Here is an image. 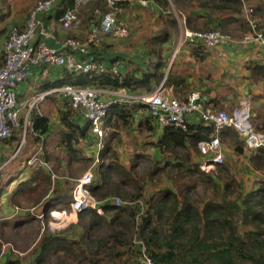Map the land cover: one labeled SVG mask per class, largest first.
<instances>
[{"label":"trees","instance_id":"1","mask_svg":"<svg viewBox=\"0 0 264 264\" xmlns=\"http://www.w3.org/2000/svg\"><path fill=\"white\" fill-rule=\"evenodd\" d=\"M74 1L55 0L49 18L57 21L66 9L73 6ZM149 1L146 9L151 12L152 18L145 17L142 13L143 7L138 2L133 5L130 0L118 1L114 8L108 7L106 0H89L79 10L81 27L83 26L85 30L89 25L99 22L95 10L100 13L114 11L115 18L122 21L130 18L131 14L135 17L134 23L128 24L125 21L130 34L124 38V41L128 38L141 37L143 54L125 61L128 57L127 51H125L126 43H123L121 49L115 46L123 39H112L105 36L103 40V47H107L105 50H108L106 62H116L119 68L118 75L76 73L63 67L47 66L48 74L41 77V71L46 67L43 65L36 69L40 80L29 94L56 88L63 84L110 89L123 87L128 92L142 94L151 92L164 81L165 85L173 87L174 97L186 99L191 92L199 91L200 98L205 104L218 109L219 99L207 97L208 90L202 88L189 90L188 88V82L192 76L191 62L196 63V57L205 59L210 50L200 41L187 40L184 41L172 61L173 53L171 55L170 50L175 30L179 25H183V27L197 31L217 29L240 37L248 31V27L241 21L243 2H252L254 13L263 18L264 0H175L173 6L177 16L174 15L168 0ZM181 5L184 6L181 7ZM83 10L85 11L84 18H82ZM261 18L258 28L264 33V22L261 21ZM147 26L150 27L148 33L143 32L136 36L133 34L132 29L141 31ZM78 31L79 33L71 31L67 35L74 38L83 37L84 33ZM3 32V30L0 31V35ZM2 44L3 40L0 42V62L3 60ZM109 48H113L115 52H111ZM260 48L264 50L263 47L260 46ZM90 52L101 59L105 51L90 48ZM103 60L105 59L103 58ZM248 64H245V68L249 70L250 77L264 80V63L250 61ZM179 66L182 68L178 70ZM22 83L30 85V77L25 78L20 84ZM178 90H184L186 94L184 93V96L176 95ZM57 97L59 98L57 94L48 95L46 101L56 105L58 104ZM139 109L144 112L146 105L122 102L110 105L103 120L104 127L114 128L109 132V136L118 134L121 129L137 130L136 139L140 134L155 135V139L149 140V144L162 158L154 161L156 164L149 170L147 177L149 179L161 178V174L166 173L165 178L173 180L175 186L165 187L150 194L145 199V206L141 201L143 208L140 203L133 201L131 204L114 205L110 199L114 195L126 200L127 192H123L121 183L131 185L136 194L142 196L140 190L146 183L138 182L137 179H143V177L136 178L134 171H136L137 154L143 153H135L133 158H128L129 168H127L124 163L121 164L118 161L119 153L113 151L111 141L108 140L111 137H105L104 147L98 153L100 162L93 171L92 182L88 185V190L94 197L99 200L108 199L102 204L104 214H98L91 207L78 212L81 233L75 239L66 235L65 231L43 232L36 243L38 252L35 253L31 264H50V258L58 252H63L68 259H71L69 255L72 254L77 264H116L115 260L122 259L123 254L128 251L133 253L135 264L138 250L137 246L132 243L134 236L145 242L147 251L155 262L169 264H264V178H256L257 176L252 178L253 174L256 175L253 169L264 171V147L258 148L248 155L247 161L253 169L246 168L243 164L242 167L236 168L237 172L239 170L238 177L232 171L230 162L227 163L230 167L221 164L216 166L214 173L205 172L199 168V163L205 156L198 151L197 143L214 135L212 123L204 122L198 115H192L187 117L185 129L167 125L156 133L155 129L159 127L149 113L139 116L138 120L134 119L133 112ZM50 111L48 109L46 113L41 114L35 109L31 111V124L26 130L27 142L22 144L17 154L13 156L15 161L22 160L24 172L30 171L29 176L18 180L21 172L17 170L8 172V174L7 171L0 174V203L2 201L7 205L19 204L17 198H22L25 195L29 198L31 195H35L34 199L38 202L45 188L47 189L48 184H51L50 172L44 165L30 168L26 163L35 150L34 148L29 152L26 145L33 143L37 145L40 136L45 135L40 155L45 161H54V164L58 166L61 163L60 160L63 159L60 156V151H64V161L68 163H91L94 160L95 155L86 156L81 150L83 142L88 143V147L93 149L92 154H95L97 149V141L93 139L90 122L72 112L66 101H63L62 105L58 107L59 123L53 128L51 127ZM257 129L264 131V124ZM21 132L22 126L13 128L11 134L1 142L6 146L10 144L13 151L20 143ZM50 137L56 143V147L60 149L57 154H53L46 147ZM225 138L231 139L233 152L241 157L243 163L248 153L243 138L232 127H225L219 132L220 144L224 142ZM180 150L186 151L184 157L179 156ZM2 154L4 156L0 155V165L7 161L6 153ZM243 168L250 170L251 182L248 184L241 180ZM113 173L118 176L119 182L113 179ZM63 179L55 180L54 185L59 182L60 186L54 189L51 196L43 195L44 201L41 202L40 208L36 207L33 213H27L23 218L17 217V220H14V225L26 224L33 219L39 220L38 214L42 212L44 216H47L55 206L69 208L74 182L65 177ZM13 182L16 183L10 187ZM198 183L212 188L214 192H219V195L214 197L207 195L202 199L192 196L193 199H191L190 194ZM250 184H253L254 187H251ZM61 186L62 188H60ZM3 195H6L4 200H2ZM103 229L105 231H102ZM132 262L131 264H133ZM2 264H19V261L7 259Z\"/></svg>","mask_w":264,"mask_h":264},{"label":"built area","instance_id":"2","mask_svg":"<svg viewBox=\"0 0 264 264\" xmlns=\"http://www.w3.org/2000/svg\"><path fill=\"white\" fill-rule=\"evenodd\" d=\"M54 1L39 0L30 11L25 26L19 28L12 25L8 29L6 37L3 38V60L0 62V141L6 139L13 128L22 126L21 140L18 145V149H20L25 142L27 127L31 124V111L35 109L41 114L40 107L45 103L47 96L57 94L62 99L61 101H66L72 112L90 122L91 131L98 138L99 144L98 152L94 158L96 164L99 150L103 147L104 117L108 107L119 102L145 104L146 110L159 128L173 125L185 129L187 117L192 115H198L204 122L212 123L214 135L197 143L198 151L205 156L199 167L206 172L223 163L224 157L219 132L225 127H232L236 130L238 135L243 138L249 153L264 147V131L256 129L253 125L251 105L247 98L239 100L232 110L215 109L201 100L199 91L191 92L186 99L171 96V91H165L164 81L151 92L142 94L128 92L123 87L110 89L98 86L63 84L56 88L35 92L20 100L15 91L18 84L29 77L34 68L43 65L46 67L41 71V77L48 74L47 66L63 67L76 73L119 74L116 62L107 63L97 58L90 52V48L93 49L98 45L103 36L112 39L128 37V25L122 20H117L114 11L100 13L99 22L95 28L88 31L83 37H66L58 46H51L48 39L54 37L53 32L47 28L39 15L49 12ZM88 1L75 0L73 6L62 13L59 22L63 29H77L80 26L79 10ZM118 1L122 0H106L110 8H114ZM242 12L248 31L238 38H233L229 33L217 29L197 31L185 27L180 34L179 41H200L207 49H214L226 42L238 44L255 42L264 48V33L258 28L259 19L254 14L253 7L243 2ZM43 142L44 138L40 136L33 154L26 163L30 168L44 165L50 172L51 183H54L58 175L51 169L52 165L40 156ZM5 164L6 162L1 164L0 169ZM72 180L74 186L71 190L72 199L69 203V214H77L89 207L95 209L100 215L104 214L102 204L108 199L99 200L88 190V185L93 180V171L87 170L80 177ZM110 199L116 206L132 203V201H127L116 195ZM136 202L140 203L141 208H143L140 200ZM63 213L66 212L63 211ZM37 216L40 218L42 214ZM132 242L138 250L135 264H169L167 262H155L150 257L143 240L134 236Z\"/></svg>","mask_w":264,"mask_h":264},{"label":"rangeland","instance_id":"3","mask_svg":"<svg viewBox=\"0 0 264 264\" xmlns=\"http://www.w3.org/2000/svg\"><path fill=\"white\" fill-rule=\"evenodd\" d=\"M4 1V2H3ZM23 1H29L30 3L34 4V5H30V3L28 4H24V5H17L18 3H16V0H0V28H2V30L5 31L7 29H9V27L14 24V22L19 19L24 17L27 18V16L29 15L30 11L33 9V7L35 6V4L39 1V0H23ZM174 1L172 0V3L174 5ZM244 3H246L247 5H251L253 7V3L252 2H247L244 1ZM171 5L174 15L177 16V12L176 10H174V6ZM184 5H181V7ZM146 9L147 7L144 6ZM254 9V8H253ZM145 11V10H144ZM146 12H149L148 9H146ZM255 14V13H254ZM241 21H243L245 23L244 17H243V12L241 10ZM258 18H259V24H260V18L261 16L258 14H255ZM179 20V19H178ZM261 21L264 22V17L261 18ZM180 22V21H179ZM181 23V22H180ZM246 25V23H245ZM247 26V25H246ZM148 27H145L141 32H145L146 29ZM185 27H183V25H179L178 29L175 30V35L173 37V41H172V45H171V50L170 53L173 55L172 57V61L174 60L175 56L177 55V53L179 52V49L182 47V44L184 43L183 41H179L180 39V34L182 33L183 29ZM129 30V27H128ZM129 34H130V30H129ZM233 38H238L236 35L234 34H230ZM136 36V35H135ZM134 36V37H135ZM101 40H104V36L101 37ZM123 41V42H122ZM120 42H117L115 44V46L119 47H123V43H126L127 45V49H125V51H127V59L125 61L130 60V58H135L138 57V55H140L141 53L143 54L144 49L143 47H141V37L139 38H135V39H131L128 38L124 41V39ZM102 42V41H100ZM111 52H115V50L113 48L110 49ZM124 61V62H125ZM165 87V91L168 90V92H170L173 87L170 85H165L163 84ZM101 88H105V87H101ZM149 93V92H147ZM172 96V95H171ZM174 97V96H173ZM58 105H52L51 103H43L40 107V111L42 113H44V110H47L48 108H52V112H51V117H53V120L51 121V127H56L58 125V120L56 118V116L60 115V112L58 111ZM251 121L254 125V120L251 116ZM104 126V124H103ZM111 130H105L104 129V137H103V147H104V138H109L108 140L111 141L112 147H113V151H115L116 153H119L118 155V161L122 164L124 163L127 168H129V163H126L125 160L126 158L130 159L133 158V155L135 153H143V154H137V158L135 159V161L137 162L136 164V171H134V176L137 177H143V179H137L138 182H145L146 184H144V188L142 189L141 187V195L139 196L136 194V191L134 189V187H132L131 185H125L121 183V186L123 188V192H127L126 195V200L127 201H134L136 202L137 200L143 201L144 206H145V199L152 194L153 192L165 188V187H174L175 185L173 184V180H168L165 178L166 173H162L161 174V178H154V179H149L147 177V173L149 172V170L153 167L154 164H156V162H154L156 159H160L162 158L161 156H158V153L156 154V150L154 148L151 147V145H140L135 137L136 135V130L132 129V130H128L126 131V129H121V136L120 133H116L113 136H109V132ZM123 133V134H122ZM150 140H153L150 139ZM27 142V138L25 140V142L23 143V145ZM88 143L83 142L81 143L83 149H81L83 151V154H85L86 156L89 155H95L96 154H92V148L88 147L87 145ZM98 141H97V148H98ZM36 144H27L26 145V149L30 152L33 151V149L35 148ZM102 147V148H103ZM226 148V147H225ZM146 152V153H145ZM225 152V149H224ZM145 153V154H144ZM179 156H183L185 155L186 151L180 150L179 152ZM226 154L228 153L227 149H226ZM252 153V152H251ZM1 155H3L1 153ZM7 155V153H6ZM192 155V154H191ZM4 156V155H3ZM124 156V157H122ZM94 157V156H91ZM94 157V158H95ZM125 159V160H124ZM5 160V159H4ZM192 160V159H191ZM100 161H98V163H94V160L91 163H85V162H75L72 163L70 167L63 169V171H60L58 168V172L60 173H56L53 168L51 167V169L57 174L60 175V179L64 180L63 178L65 177L66 179H68L69 181L73 182V178H77L80 177L85 171L87 170H91L94 171L96 166L99 164ZM105 162V160H104ZM230 162V159L227 158L225 160H223V165H227V163ZM7 163V161H6ZM22 164V160H17L14 163H11L9 165H5L3 168L0 169V174L6 173L8 172H14L18 169L19 165ZM237 165L239 163H236ZM14 165H17V169L14 168ZM24 165V163L22 164ZM221 165V164H220ZM232 166L235 168L234 164H232ZM230 167V166H228ZM238 167H241V165L239 164ZM200 168V167H199ZM232 168V167H231ZM201 169V168H200ZM216 166L214 167V169H212L211 171L208 172H215ZM233 169V168H232ZM202 170V169H201ZM19 171V170H17ZM28 171V170H27ZM205 171V170H203ZM232 171H234L236 177H238L239 175V170L237 172V169H233ZM24 172V170H23ZM206 172V171H205ZM28 173V172H27ZM30 173V171H29ZM112 177L115 181L119 182V178L118 176L113 173ZM61 180V181H62ZM51 181V178H50ZM56 182V181H55ZM54 183H49L48 184V188L43 191V194L41 195V199L37 202L35 201L34 197L36 198L35 195H31L30 198L28 196H23L22 198L18 197V201L19 204H12V205H7L6 203H0V264H2L5 260H18L19 264H31L33 262V259L35 257V253L38 252V250H36V243L38 242V240L40 239V237L42 236L43 232L48 231V232H61L62 230L66 231L67 235H73V232H71L72 228H71V223L69 221L70 217H69V208L66 207H60V206H55L53 207L47 214V216L41 212L40 214H42V217L38 219H33L29 222H27L26 224H21V225H14V220L17 217L23 218L27 215V213H33L35 211V208H40V205H42V201H44V196H51L54 192V189H57L58 186H60V184H55ZM139 185H141L140 183H138ZM44 185V182L42 183V187ZM11 187V186H10ZM41 188V187H40ZM62 188V186L60 187ZM59 188V189H60ZM196 192V194H195ZM219 192H214L212 190V188H207L204 185L198 183L195 186V190L192 192L191 195V199L192 196H197L199 199L205 198L207 195L209 197H214L215 195H217ZM45 194V195H44ZM44 195V196H43ZM219 195V194H218ZM43 196V197H42ZM118 196V195H116ZM6 197V195H3L2 200H4ZM120 197V196H119ZM122 198V197H121ZM5 204V205H4ZM63 211H65L66 213H63ZM17 220V219H16ZM20 221V219H18ZM87 221V218H86ZM75 223L77 225H79L78 222V217L76 218ZM80 226V225H79ZM80 228V227H79ZM81 230V228H80ZM102 231H105L104 229ZM133 243V242H132ZM68 259L66 257L65 254H63V252H58L56 255L52 256L50 258V264H77L76 260H74L72 254L69 255ZM134 255L133 253L130 251L125 252L122 256V259L118 258V262L116 264H131V261H133L132 263L134 264ZM111 264V263H110Z\"/></svg>","mask_w":264,"mask_h":264},{"label":"crops","instance_id":"4","mask_svg":"<svg viewBox=\"0 0 264 264\" xmlns=\"http://www.w3.org/2000/svg\"><path fill=\"white\" fill-rule=\"evenodd\" d=\"M130 1L133 5L135 4V2H138L143 8H145L144 6H147V4L150 2L149 0H130ZM168 2L170 5H173L172 0H168ZM16 3H18L17 5H24V4H28L30 2L29 1H23V0H16ZM30 5H34V4L30 3ZM157 8H159V7H157ZM52 9L49 12L40 13V16H39L42 19V21L45 23L47 28L53 32L54 37L48 39V43L51 46H58L62 42L63 38L69 37L67 34L71 31H75V32L79 33L78 30H80V33H84V35H85L88 31L93 30L95 28V26L97 25V24H95V25L91 24L88 26V29H86V30H85V28H83V26L81 27V24L77 29H63L60 25L59 18L57 21H54L53 19L49 18V15L52 14ZM95 13H97V17L99 18L100 17V11L95 10ZM142 13L145 17L152 18L151 12H146V10L145 11L143 10ZM84 14H85V11L83 10L82 18H84ZM47 18H49L48 21H46ZM26 19L27 18L24 19V17L19 18L12 25H16L19 28H23L25 26ZM80 20H81V18H80ZM125 21L128 22V24L134 23L135 17L131 14L130 18H128ZM147 27L148 28L145 31L146 33H148L150 31V27L149 26H147ZM132 30H133V34H135V35H138L140 33V31H136L134 29H132ZM0 31H2V28H0ZM7 32H8V29L6 31L4 29V32L2 33V35H0V42L3 40L2 38L7 34ZM142 33L143 32H141V34ZM100 41H102V42H99V44L96 45L94 48L96 50H100L102 52L105 51L103 53V56L101 59L103 60V58H104L105 59L104 61L106 62L107 61L106 58L108 56V50H105V49H107V47H103V45H104L103 40H100ZM121 48H123V47H120V49ZM209 50L210 51H208L207 57L205 59H198L196 57V63L191 62L190 71L192 72V76L188 82L189 83V86H188L189 90L190 89L193 90V88H202V89L208 90L207 97H214V98L219 99V102L217 104L218 105L217 107H219L218 109L232 110L237 105L239 100L247 98L250 102V105H251V115H252V118L254 120V125L256 126V129L258 127L262 126L264 124V80L251 78L250 74H249V70H247L245 68V64L249 65L248 63L250 61L264 63V50L262 48H260V45H258L255 42L249 43V44H238V43L226 42V43H223L221 46L216 47L215 49H209ZM180 68H182V67L179 66L178 70ZM36 69L37 68H34L32 70V74L29 76L30 82H31L30 85L27 83H26L27 85H25V83H22L17 87L16 93H17V97L20 100L25 99L26 97L31 95V94H29L30 91L32 90L33 87H35V85L40 80L39 73L36 71ZM184 93H185L184 90L183 91H181V90L176 91V95L179 94L180 96H184L186 94V93L185 94ZM170 95L173 96V89L171 90ZM61 100L62 99L60 97L59 98L57 97V103L58 104H56V105H58L59 107L62 105V102H63ZM47 102L51 103L49 101H45V104ZM54 104H52V105H54ZM48 109L51 110L50 111V113H51L52 108H48ZM47 110H44V113H46ZM133 114L135 115L134 119L138 120L139 116H141L143 114H148V111L145 110L144 112H142L141 109H139V110H135L133 112ZM56 118L59 121L60 116H56ZM50 119H51V121L53 120V117H51V114H50ZM104 129L105 130H114V128H107V127L105 128L103 126V137H104ZM155 130L157 133L158 131H160V128H157ZM136 132H138V131L136 130ZM118 133H120L119 136H121V130H119ZM44 137H45V135L43 136V138ZM103 137H102V141H103ZM155 137H156L155 135L150 136V134H149V136H148L145 134L144 135L140 134L137 138L138 139L137 142L140 145H144V144L150 145L149 140L152 138L155 139ZM93 139H95V141L98 140V138L95 137V135H94ZM48 140H49V143L47 144L46 147L53 154H55V153L57 154L60 151V149L58 147H56V143L53 142L52 137L48 138ZM223 141L224 142L221 143V150L223 152L224 160L229 158L230 163L234 164L235 168H238V165L240 164L241 167L243 165H245L246 168L249 167L250 169H253L251 167V165L249 164V162L247 161L248 155H250L252 153L248 152L246 155V159H244V161L242 163L241 157L237 156L233 152V146L231 144V139L225 138ZM18 145H17L16 149L12 151V147L10 144H7V146H6L5 144H3L0 141L1 153H4V154L7 153V165L15 162V159H13L14 158L13 156H15V154H17V152L19 150ZM152 146H153V144H152ZM224 149H225V152L227 149V151H228L227 154L224 152ZM97 152H98V150L96 149L95 154ZM60 154H61L60 156L63 159L60 160L61 163L59 162L60 164H58V166H57V164H54V161H51V160L49 161V163L52 165L53 170L55 172L57 171L56 173H60V172H58V170H55L56 168H58L60 171H63V169L70 167L72 164V163H68L67 161H64L65 160L63 157L65 155L64 151H60ZM122 157H124V156H122ZM125 162L127 163V158H126ZM236 163H239V164L237 165ZM22 164H23V162H22ZM22 164L19 165L18 169H17V165H14V168L21 172L18 180L25 179L26 177L29 176L28 171L23 172L24 165H22ZM231 167L233 169H235L232 165H231ZM253 170L256 173V175L253 174L252 178H254L255 176H257L256 178H264V171L263 170H260V169H258V170L253 169ZM249 172H250V170H247V169H244V171H243L241 180L246 181L245 184H248L251 182L250 181L251 177H249ZM59 176L60 175H58V178H57L58 180L60 179ZM15 183L16 182H13L11 184V187H13ZM57 183L59 184V182H57ZM251 187H254V185L252 184ZM69 217H70L69 221L72 222L71 223L72 224L71 225V228H72L71 232H73V235H68V236L70 238L75 239L81 233V230L79 228L80 226L75 223L76 218H77V214L70 213ZM65 234L67 235L66 231H65ZM115 262L117 263L118 260L116 259Z\"/></svg>","mask_w":264,"mask_h":264}]
</instances>
